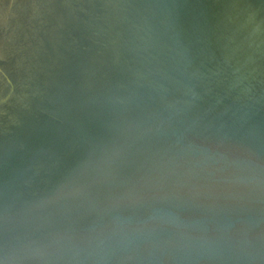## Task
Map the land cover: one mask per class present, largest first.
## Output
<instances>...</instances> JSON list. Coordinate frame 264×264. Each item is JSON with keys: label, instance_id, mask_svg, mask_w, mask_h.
Here are the masks:
<instances>
[{"label": "water", "instance_id": "95a60500", "mask_svg": "<svg viewBox=\"0 0 264 264\" xmlns=\"http://www.w3.org/2000/svg\"><path fill=\"white\" fill-rule=\"evenodd\" d=\"M78 1L0 29V264H264V73L197 0Z\"/></svg>", "mask_w": 264, "mask_h": 264}, {"label": "bare ground", "instance_id": "6f19581e", "mask_svg": "<svg viewBox=\"0 0 264 264\" xmlns=\"http://www.w3.org/2000/svg\"><path fill=\"white\" fill-rule=\"evenodd\" d=\"M20 3L21 0H0L2 31H7L10 14ZM197 4L207 11L202 12L203 23L188 13V20L181 19L179 23L180 32L185 31V37L188 33L192 42L203 43L202 49L224 52L235 66L253 67L258 74L264 73V0H197ZM70 6L76 17L75 4ZM3 39H0V63Z\"/></svg>", "mask_w": 264, "mask_h": 264}, {"label": "rangeland", "instance_id": "374dc122", "mask_svg": "<svg viewBox=\"0 0 264 264\" xmlns=\"http://www.w3.org/2000/svg\"><path fill=\"white\" fill-rule=\"evenodd\" d=\"M180 16H181V15H180ZM181 19H182V18H178L179 23L181 22ZM263 58H264V55H263Z\"/></svg>", "mask_w": 264, "mask_h": 264}]
</instances>
